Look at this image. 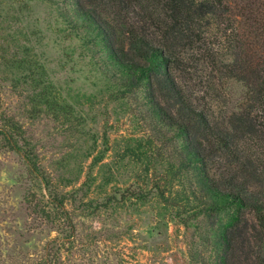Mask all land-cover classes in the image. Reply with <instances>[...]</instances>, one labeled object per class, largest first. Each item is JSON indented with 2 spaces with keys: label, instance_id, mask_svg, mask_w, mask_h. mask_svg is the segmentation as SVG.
Segmentation results:
<instances>
[{
  "label": "trees",
  "instance_id": "obj_1",
  "mask_svg": "<svg viewBox=\"0 0 264 264\" xmlns=\"http://www.w3.org/2000/svg\"><path fill=\"white\" fill-rule=\"evenodd\" d=\"M55 1L47 6L89 55L106 103L140 113L145 130L132 141L146 134L165 151V190L133 180L120 202L156 199L193 229L188 264H264V0ZM45 92L43 105L57 106ZM67 98L80 106L97 96ZM0 149L22 155L70 221L12 117L0 118ZM28 197L33 212L59 221Z\"/></svg>",
  "mask_w": 264,
  "mask_h": 264
},
{
  "label": "rangeland",
  "instance_id": "obj_2",
  "mask_svg": "<svg viewBox=\"0 0 264 264\" xmlns=\"http://www.w3.org/2000/svg\"><path fill=\"white\" fill-rule=\"evenodd\" d=\"M51 2L0 0V118L22 125L70 221L52 209L48 189L28 173L22 155L0 149V264H188L193 229L156 199L120 202L133 180L148 193L165 190V151L146 134L140 145L132 141L145 130L140 113L106 103L89 55ZM44 92L57 106L43 105ZM75 93L97 98L79 106L67 98ZM94 158L100 162L92 167ZM33 194L59 221L48 223L28 207Z\"/></svg>",
  "mask_w": 264,
  "mask_h": 264
}]
</instances>
